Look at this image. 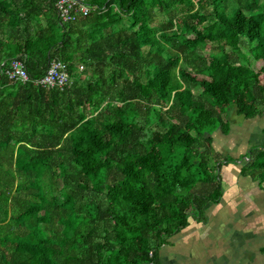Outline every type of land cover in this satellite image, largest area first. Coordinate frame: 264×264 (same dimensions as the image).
Here are the masks:
<instances>
[{"label":"trees","instance_id":"trees-1","mask_svg":"<svg viewBox=\"0 0 264 264\" xmlns=\"http://www.w3.org/2000/svg\"><path fill=\"white\" fill-rule=\"evenodd\" d=\"M86 3L64 22L54 0H0V264H160L222 198L236 159L214 133L264 112V0ZM54 59L69 85L35 84ZM248 155L264 180V144Z\"/></svg>","mask_w":264,"mask_h":264},{"label":"crops","instance_id":"crops-1","mask_svg":"<svg viewBox=\"0 0 264 264\" xmlns=\"http://www.w3.org/2000/svg\"><path fill=\"white\" fill-rule=\"evenodd\" d=\"M224 173L220 202L160 247V264H264V204L256 201L264 185L250 174Z\"/></svg>","mask_w":264,"mask_h":264},{"label":"rangeland","instance_id":"rangeland-1","mask_svg":"<svg viewBox=\"0 0 264 264\" xmlns=\"http://www.w3.org/2000/svg\"><path fill=\"white\" fill-rule=\"evenodd\" d=\"M212 45L207 44L206 49L210 50ZM181 64L183 67H187L189 60L182 57ZM262 62H256V69L262 66ZM85 66L83 63L78 65L79 71L83 72ZM188 71V70H187ZM83 77L85 78L87 73L83 72ZM229 118L231 119V129L228 133H224L221 129L216 131L212 136L211 144L225 157L227 155L232 156L236 161L228 162V165L224 164L220 168V181L221 173L224 171H237L242 173V167L246 165L249 159L248 152L254 145L264 144V112L262 115H258L252 118H246L240 114H237L233 110L229 113ZM250 174V173H249ZM223 176L225 175L222 174ZM251 175V174H250ZM264 185V180L261 181ZM226 183H223V188L225 189ZM264 194V193H256ZM258 202L264 204V199H256Z\"/></svg>","mask_w":264,"mask_h":264},{"label":"built area","instance_id":"built-area-1","mask_svg":"<svg viewBox=\"0 0 264 264\" xmlns=\"http://www.w3.org/2000/svg\"><path fill=\"white\" fill-rule=\"evenodd\" d=\"M54 4L59 17L64 22L73 21L76 19L77 15L85 16L91 11L86 0H54ZM10 64V68L6 71L10 78L22 82L29 80L24 61L21 58L12 59ZM69 81L70 76L67 71V65L63 61L57 59L52 60L43 77L34 80L35 84L45 87L58 86L60 88L68 86Z\"/></svg>","mask_w":264,"mask_h":264}]
</instances>
